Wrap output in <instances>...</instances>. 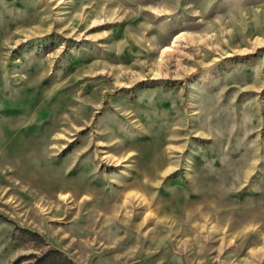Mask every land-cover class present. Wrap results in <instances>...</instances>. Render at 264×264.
<instances>
[{
	"label": "rangeland",
	"instance_id": "obj_1",
	"mask_svg": "<svg viewBox=\"0 0 264 264\" xmlns=\"http://www.w3.org/2000/svg\"><path fill=\"white\" fill-rule=\"evenodd\" d=\"M0 264H264V0H0Z\"/></svg>",
	"mask_w": 264,
	"mask_h": 264
}]
</instances>
